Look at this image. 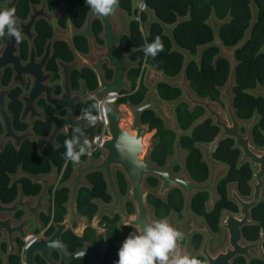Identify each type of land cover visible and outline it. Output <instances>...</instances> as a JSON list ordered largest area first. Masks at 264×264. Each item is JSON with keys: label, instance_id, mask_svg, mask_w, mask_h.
<instances>
[{"label": "trees", "instance_id": "16d2710c", "mask_svg": "<svg viewBox=\"0 0 264 264\" xmlns=\"http://www.w3.org/2000/svg\"><path fill=\"white\" fill-rule=\"evenodd\" d=\"M10 0H0V5H6ZM144 3L146 11L135 9V3ZM42 0H20L16 13L18 19L27 20L31 12V6H40ZM257 8V21L248 42L236 52V60L239 66L236 70V88L234 89V108L240 121L250 122L256 114L259 118L253 130L254 145L259 149H264V97L256 96L254 92L264 89V0H119L117 9L126 13L128 16L134 14L140 21L133 22L131 25V37L124 38L121 49L127 53L133 49L136 51L132 55V62L139 63L137 69H131L128 79L133 83L134 90L137 89L138 80L141 78L145 67L150 66L153 70L161 72L168 79H177L181 76L185 56L174 50L172 39L166 34V27H173V39L179 49L186 51L191 56V61L186 69L187 81L195 93L202 100H210L225 109L226 105L222 101V89H225L229 82L231 64L227 58H219L221 50L212 45L215 43L214 31L210 25L214 17L218 22L223 23L219 29V38L222 44L229 49L238 46L245 38L246 33L252 27L253 9L252 4ZM64 4L66 13L70 18L72 26L81 30L86 24V20L91 9L85 4V0H47L49 11ZM147 11H151L158 22L151 25L150 29L143 30L148 23L150 16ZM59 26L63 30H68V18L66 15L60 17ZM38 38L35 42L39 55L43 53L44 46L48 39L53 37V27L46 21H40L36 27ZM94 36L99 40L102 33V26L99 22L93 25ZM159 36L164 44V50L154 59L145 57L141 50L145 41L152 42ZM75 49L83 54L89 52L88 40L84 37H76L74 40ZM199 57L200 51H202ZM24 59L27 58L26 47L22 48ZM196 58V59H195ZM74 54L64 43L55 46L54 58L48 66V71L55 74V81L59 80L58 66L56 61L62 60L65 63L74 62ZM10 72L6 73L4 83L7 85ZM112 73L109 72L111 78ZM87 82L88 89L95 91L98 87L94 73L87 69L82 73L73 75L72 87L74 91L80 88L79 82ZM160 98L166 102H176L183 96L180 88L168 84H159L157 88ZM60 93V89H58ZM148 88L143 81L140 83L138 91L129 96L118 100V105L126 103L132 106H140L146 99ZM20 91L17 90L11 97L10 112L14 116V127L18 132H26L28 125L20 121V114L23 105L19 100ZM89 102L85 108L89 106ZM40 107L45 111L46 120L38 121L34 124L33 130L39 138H48L52 131V118L55 111L44 103ZM178 127L184 134H178L168 129L165 123L157 117L156 113L148 111L142 115L141 122L156 131L155 139L158 144L152 153V161L160 168L166 166L169 158L175 154V143L180 142L182 150L187 152L186 169L188 174L195 182L203 184L209 180L210 170L203 161V154L199 145H211L220 135L221 130L213 124L211 119L204 121L199 126H193L202 120L206 115L205 109L197 107L194 111L190 110L187 103H179L175 109ZM244 132L245 130L242 129ZM190 132V134H187ZM2 133V132H1ZM0 133V135H1ZM101 133V132H100ZM71 135H60L57 144L58 149L45 148L43 156L38 153V143L26 141L18 152L9 143L5 153L0 154V198L2 203L11 204L17 200L19 187H21L26 197L38 196L42 190L40 185L33 184L28 179H21L11 185V175H16L20 171L24 173L41 176L49 175L53 171L62 174V183L70 181L73 175V163L65 161L63 154L66 149L64 141L70 139ZM235 147L232 139H224L215 148L213 158L229 167L227 175L218 183V200L212 211L207 212L206 203L209 200L208 193L197 194L192 202V211L204 216L212 231H218V224L224 211L239 213L237 205L228 198V185L237 184L238 191L243 197H250L252 189L250 183L253 180L254 171L250 163L239 164L241 152ZM102 152L97 150L93 154L95 160H100ZM87 155L81 157V162H86ZM176 173L180 168L175 169ZM117 184L122 195H126L128 185L124 176L117 173ZM87 180L92 185V189H83L79 195L77 205L80 214L93 218L98 212V207L93 204V200H102L110 203L112 197L107 193V184L104 175L96 172L88 175ZM148 184L156 188L159 183L156 179H149ZM69 201V190L66 188L56 190L54 194V220L62 223L67 214L66 204ZM149 203L155 207L158 215L168 214L171 211L180 213L184 207L183 195L179 190H173L168 195L167 202L150 195ZM128 210L133 211V205L128 203ZM118 218L112 222V229L107 233L108 254L100 264H116L118 261L119 249L115 246L122 242L129 234L118 232L115 228ZM253 220L258 224L256 227L244 230L245 238L250 242H255L260 238V232L264 231V201L259 208L253 211ZM110 223L106 218L104 222ZM86 234L84 239H78L71 233H67L64 240L71 245L72 250L81 247L85 241H94ZM6 246H4V251ZM38 264H44L37 258ZM0 260V264H1ZM11 264H20L19 257H11ZM74 264H86L79 261ZM235 264H246L244 259H239ZM252 264H264L261 261H254Z\"/></svg>", "mask_w": 264, "mask_h": 264}, {"label": "water", "instance_id": "95a60500", "mask_svg": "<svg viewBox=\"0 0 264 264\" xmlns=\"http://www.w3.org/2000/svg\"><path fill=\"white\" fill-rule=\"evenodd\" d=\"M18 2L19 0H13L8 4L7 8H16ZM136 7L139 10L141 8L142 11H146L144 3L137 2ZM46 8L47 2L46 0H42L41 8H36L34 6L32 7L33 14L30 17V21L28 23L21 22L18 24L23 29V36H26L33 41L36 38L33 29L37 21L39 19H45L50 22L52 21V19H54L47 14ZM252 9V27L246 33L244 40L238 46L232 49L226 48L220 41L219 29L223 23L218 22L214 17L210 22L215 35V43L212 46L217 47L221 50V54L218 59L227 58L231 64V72L228 85L225 89H222L223 99L227 101L228 121H224L223 113L219 111L210 100H202L198 98L191 90V87L186 78V69L192 58L186 51L179 49L174 42L172 34L173 27H166L165 31L174 43V50L180 51L185 56V65L182 74L179 79H168L166 76H164L163 73L154 70L148 82V85L150 87H157L159 84H168L180 88L184 95L182 101L189 104L192 111L197 107H201L207 112L205 118L196 123L194 125V128L199 126L204 121L212 119L214 121V125L221 129V134L214 142L213 147H217L219 143L224 139H232L233 141H235V149L239 150L242 153V157L240 159L241 163L249 161L251 164H253V167L257 169L256 173L254 174L255 183L252 184L254 194L251 201L242 199L236 193L235 189H232V198L242 208L243 218L241 220H237L233 215L227 214L228 223L227 225H225V228L229 233V245L216 257H210L206 253L209 258L210 264H231L233 259L237 256H245L248 258V260H250V251H259V243L244 246L242 244L243 240L241 235V229L245 226L251 225V212L260 206L263 199L264 151H258L253 143V127L257 122L259 116L258 114L254 116V118L248 125L247 134L246 136H244L241 133V127L243 123L238 119L236 110L234 108V89L237 86L236 70L239 66V63L236 60V52L248 42L256 24L258 11L254 3L252 4ZM2 10L4 9L0 7V11ZM147 12L150 16V19L145 26L146 31L150 29L152 24L158 22L157 18L151 11ZM117 15L119 17V22L122 25V31L119 35L115 34V26L112 23L111 15L103 17L94 14L93 11H91V13L89 14L85 28L83 30L78 31L71 26L68 32L57 35V39H60L61 41L67 43L70 47L73 46L72 42L76 36H83L88 38L89 40H93L91 32L92 25L96 20H100L104 27L103 39L107 42L106 51L99 53L94 52V56L97 59L96 63H92L91 61L84 59V57H79L78 63L75 65H67L62 62L59 63V65L63 69L62 75L65 79L63 86L64 91L61 98H55L53 96L55 86L49 87L47 85L49 79L51 78V75H45L44 73V68L51 60L53 43H49L46 55L40 63H36V56L33 50L30 64L23 66L20 62V59L15 56L17 53L18 45L15 39L9 38L7 36L2 38V41L5 45V50L0 55V81L3 69L8 66H14V69L15 71H17V73L18 70L21 69V75H19L18 73V76L16 77L17 81L18 79L21 80L22 74L31 75L35 79V84L30 94L22 99L25 104L22 121L25 122L28 119L30 123H33L35 120H44L43 115L39 113L36 108V102L43 97H45L47 104L53 107L56 111L62 113L63 111L68 110L69 112L66 119L64 120H60L58 116H56L52 120L53 130L48 139L37 138L34 132L19 135L14 132L12 121L4 111L5 93L3 92L0 99V117L3 118L6 123L7 133L4 137V140H14L16 149L20 151L22 144L26 140L31 139L32 141H35L39 144V155L43 156V150L47 147L58 149L56 139L60 134H67L69 129L75 130L76 133V128L79 126L85 133L84 137H82L81 139V142H83V139H88L90 142L96 141L92 143V147L88 150L92 151L94 146H96L99 141L97 132L100 128V125L103 121L105 122L107 126L108 138L104 139L100 146L101 150L104 153L103 160L100 163H94L91 159H89L87 165L84 167H81L80 163L73 162L76 175H74L71 182L66 185L67 188L72 189L69 205L71 218L80 221L81 224H83V221L76 214V200L80 188L88 186L85 183L84 178L90 173L103 172L106 178V182L109 185L110 193L115 198L114 205L110 209H105L102 207L97 220H99L103 214L111 215L115 209L120 207V196L118 195L115 186V168H119L126 175L127 181L129 182L131 187V199L132 201H134L138 208L139 218L136 221L131 222V224L134 226H136L137 224L144 226L145 224L150 223V210L146 206L145 201L146 195L149 192V190L146 188L145 182L149 177L157 178L162 183V187L160 189V195L162 197H165L166 193L174 188H179L184 193L187 200H190L197 193L209 192L211 194L210 206H212L216 199L215 184L217 182L218 175L224 170V167L216 165L209 157L208 152L204 148H202V152L205 157V162L208 164L211 170L210 181L204 185H200L194 182L189 177V175L185 173L180 176H173V168L182 163L183 156L185 155V152L181 149L179 142H177L175 146L176 157L168 162L166 168L160 170L156 165L150 164L152 146L148 141L145 140V136L149 132V128L142 125V115L148 111L155 112L157 116L161 120H163L167 127L179 132L176 118L168 114L166 105H159L155 103V100L158 99V95L154 94L152 96H148L146 98V101L138 107H134L129 104L123 111L118 109L117 98L122 97L123 92L131 91L130 83H128L126 80L127 72L129 69L136 68L138 66L137 63L133 64L130 61L132 55L136 50H132L129 53L124 54L120 51L119 44L122 42L125 36L130 37V24L139 21V18L135 14L131 18H129L124 12L120 10L117 11ZM202 52L203 50L200 51L199 57L201 56ZM105 60L109 63V67L114 70V79L111 82H107L104 79V75L100 70L101 62ZM86 66L91 67L96 73L99 83V89L96 93L90 94L86 89V85L82 84V92L80 94L72 95V91L70 88V73L73 71L82 70ZM35 68L36 72L33 71ZM109 93H115L116 96L114 104L111 105L112 112L106 119L99 121L95 126H87L86 121L75 119V115L77 113V104L81 102H87L91 100L90 98L92 97L103 99L107 97ZM254 94L256 96L264 97V89L260 88ZM127 120L129 121V129H126L123 125V122ZM122 131H128L137 135L138 137L143 138V148L138 154L142 167L137 168L129 159L121 157V155L117 152L115 144ZM0 150L3 151L2 142H0ZM23 178L29 179L35 184L43 186L42 194L38 197L36 205H33L31 199L25 200L23 191L20 189L19 199L13 206L5 207L0 201V214H13L19 209H25L28 211V214H30L35 218V220H37L39 211L43 209L45 210L43 200L47 197L49 186L56 181V176L52 178H39L29 174L20 173L19 175L12 177V180L15 181ZM0 222L3 226L0 228V231L5 232L7 241L10 245L11 254L18 255V249L14 242L15 236H19L26 243L30 242V245L28 246L25 254V264H34L35 254L43 253L44 256L49 258V252L54 248H58L63 253V264H67L68 261L79 258L88 259L90 261V264H96L94 253L100 249L105 252L104 240L100 238L99 244L94 248H88L87 252H84V256L80 255L83 252H79L78 255L70 257L67 254V249L62 247L58 241L60 233L64 228L60 227L58 233L54 236V238L50 242H45L44 240L35 238V233H32L30 235L25 233L24 226L27 224L26 220L15 226H11V219L3 221L0 218ZM2 243L3 242L1 241L0 248L2 246ZM0 257H2L1 250ZM3 264H8V260H5Z\"/></svg>", "mask_w": 264, "mask_h": 264}, {"label": "flooded vegetation", "instance_id": "af4514ba", "mask_svg": "<svg viewBox=\"0 0 264 264\" xmlns=\"http://www.w3.org/2000/svg\"><path fill=\"white\" fill-rule=\"evenodd\" d=\"M13 0H10L6 5L2 6L0 5V7L2 9H6L8 7V4L11 3ZM20 2V0H19ZM18 2V4H19ZM47 2V0H46ZM17 4V6H18ZM64 6V4H62ZM62 5H60L59 7L55 8L53 11H49L48 9V6L46 8V12L49 16L53 17L54 19H52V21H47L45 19H39L33 29V32L34 34L36 35V38L32 41L30 40L28 37L26 36H23L22 37V41L20 43H18L17 45V53H16V57L20 59V62L23 66H26L28 64H30L31 62V56H32V52L34 50L35 52V56H36V63H40L43 58L45 57L46 55V52H47V48H48V45L50 42L53 43L52 45V53H51V60L50 62L47 64V66L44 68V73L45 75H51V78L49 79L47 85L49 87H53L55 86V89L53 91V96L55 98H61L62 94H63V86H64V76L62 75V71L63 69L61 68V66L59 65L60 62L62 63H65L64 61L62 60H57L56 63H57V66H58V75H59V80L55 81V74L53 72H49L48 71V66L49 64L51 63V61L53 60L54 58V53H55V46L56 44L58 43H64L68 46V48L73 52L74 54V62L72 63H65L67 65H75L78 63V58L79 57H84V59L86 60H89L91 61L92 63H96L97 62V59L95 58L94 56V52H104L106 51V47H107V42L106 40L103 39V35H104V27H103V24L100 20H96L94 22V24L96 22H99L102 26V33L100 34L99 36V40H101L103 43H100L98 41V39L94 36V33H93V25H92V28H91V32H92V37H93V40H89L88 38H86L88 40V43H89V52L87 54H83V53H80L78 52L75 47H74V40L76 37H79V36H76L74 39H73V46L70 47L67 43L61 41L60 39H57V35L59 34H63L65 32H68L70 30V27L72 26L71 24V21H70V18L68 17L67 13H66V9H65V6L63 9H59L57 10L58 8H60ZM136 5V4H135ZM17 6L15 9H17ZM36 7V8H41L42 6V3L40 6H35V5H32L31 6V12L28 16V19L27 20H20L18 19V16H17V13H16V18H17V22L18 24L23 22V23H28L30 21V17L31 15L33 14V10H32V7ZM143 9V8H142ZM57 10V11H56ZM119 9H116L115 10V13L111 14V20H112V23L114 24L115 26V34L116 35H119L122 31V25L120 24L119 22V17L117 15V11ZM92 11V10H91ZM91 11L89 12V14L91 13ZM56 12V13H54ZM52 13H54L52 15ZM89 14H88V17H89ZM115 14V15H114ZM126 14V13H125ZM63 15H66L67 18H68V30H63L61 29V27L59 26L58 24V21L60 19V17H62ZM127 15V14H126ZM112 16H115L116 19L113 20L112 19ZM88 17H87V20H88ZM127 17L131 18L132 16H128ZM86 20V22H87ZM40 21H46L47 23H49L52 27H53V37L48 39L45 46H44V50H43V53L41 55H39L38 53V49L36 47V40L38 38V33L36 32V27L38 25V23ZM140 21V19H139ZM54 22H56V27L54 26ZM86 25V24H85ZM131 25L132 23L130 24V28H129V32H130V37H131ZM73 27V26H72ZM85 28V26H84ZM84 28H82L81 30H83ZM77 30V29H76ZM81 30H78V31H81ZM80 37H83V36H80ZM127 36H125L124 38H126ZM123 38V40H124ZM122 40V42H123ZM122 42L119 44V49L122 53L124 54H127L125 52L122 51L121 49V44ZM23 45L26 47V51H27V58L24 59L23 57V52H22V48H23ZM5 50V45L2 41V38H0V55L4 52ZM135 50V49H133ZM132 51V50H131ZM132 58V57H131ZM130 61L132 62V60L130 59ZM133 64H136L137 62H132ZM138 66L136 68H132V69H137L139 67V63H137ZM91 70L94 75L96 76V79H97V83H98V78H97V75L96 73L93 71V69L89 66H86L84 67L82 70H77V71H73L71 72L70 74V88H71V91H72V95H76V94H80L82 92V84H85L86 85V89L87 91L90 93V94H94L98 91L99 89V83H98V87L95 91H90L88 89V86H87V82L85 81H80L79 82V85H80V88L78 91H74L73 87H72V82H73V75L76 74V73H82L84 70ZM100 70L102 72V74L104 75V79L107 81V82H111L113 79H114V70L112 68L109 67V63L105 60V61H102L101 62V65H100ZM131 69L128 70L127 72V76H126V80L128 83H130V87H131V91L130 92H123L122 94V97H119L117 98V106H118V109L121 110V108H123L121 111L125 110V108H127V106L130 104L129 102L124 104V105H118V100L120 98H123V97H129L133 94H135L138 89H139V86H140V83L143 81V83L145 84V86L148 88V94L146 96V98L148 96H152L154 94H157L158 95V99L155 100V103L159 104L158 103V100H161L165 103H172V102H166L164 100H162L158 94V91H157V87H154L156 89V93L154 94H149V85H147L145 83V80H144V77H145V69H143L142 71V75H141V78L138 80V86H137V89L134 90L133 88V83L128 79V73ZM36 72V68L33 70ZM7 72H10V75L8 77V84L5 85L4 83V80H5V76H6V73ZM109 72L112 73V76L111 78L109 77ZM18 73L19 75H21V69L18 70ZM18 73L17 71H15L14 69V66H8V67H5L3 69V73H2V76H1V81H0V99H1V96H2V93L4 92L5 95H4V111L5 113L8 115V117L11 119L12 121V127H13V130L15 133L19 134V135H23L25 133H30V132H34L33 130V126L36 122L38 121H45L46 120V115H45V111L40 107L41 103H44L46 106H48L49 108L53 109L55 111V115L54 117L52 118V120L58 116L60 120H64L66 119L67 115H68V110H65L63 111L62 113L56 111L53 107L49 106L46 102V99L45 97L39 99L37 102H36V108H37V111L39 113H41L44 117V120H35L33 123H30V121L27 119L25 122L22 121V115H23V112H24V109H25V104L23 102V98L24 97H27L32 88L34 87V84H35V79L31 76V75H27V74H22V78L21 80L18 79V81L16 80V77L18 76ZM21 81V82H19ZM19 82V83H18ZM149 82V81H148ZM58 89H60V93H58ZM17 90L20 91V96H19V100L20 102L22 103L23 105V109H22V112L20 114V121L23 123V124H26L28 125V130L26 132H18L15 127H14V116L11 114L10 112V105H11V97L13 95L14 92H16ZM192 90V89H191ZM195 94V93H194ZM184 95L182 96V98L175 103V109L177 107V105L179 103H185L182 101ZM222 101L224 102L225 100L223 99V95H222ZM146 101V99H145ZM144 101V102H145ZM89 102H92L91 100L87 101V102H81L79 104L76 105L77 107V113L75 115V119L76 120H80V117L82 116L83 114V111L85 109V106L89 103ZM143 102V103H144ZM227 102V101H226ZM142 103V104H143ZM225 103V102H224ZM141 104V105H142ZM213 105H215L217 107V109L219 111H221L223 113V119L224 121H228V115H227V106L225 107V114H224V109H221L218 105L212 103ZM132 105V104H131ZM160 105V104H159ZM165 105V104H163ZM189 105V104H188ZM123 106V107H122ZM190 106V105H189ZM138 107V106H137ZM167 108V106H166ZM175 109H174V113H175ZM196 109V108H195ZM194 109V110H195ZM190 110H191V106H190ZM193 110V111H194ZM192 111V110H191ZM206 111V110H205ZM168 112V110H167ZM155 113V112H154ZM169 114V113H168ZM157 115V114H156ZM206 115H207V112H206ZM205 115V116H206ZM225 115L227 117V119L225 118ZM204 116V118H205ZM158 117V116H157ZM176 118V115L174 116ZM142 118V117H141ZM159 118V117H158ZM203 118V119H204ZM239 119V118H238ZM209 120V119H208ZM212 120V119H211ZM163 121V120H162ZM201 121V120H200ZM199 121V122H200ZM213 121V120H212ZM252 121V120H251ZM250 121V122H251ZM177 122V120H176ZM250 122H244L242 121L243 125L241 127V133L242 135L246 136L247 134V129H248V125L250 124ZM142 123V122H141ZM198 123V122H197ZM257 123V122H256ZM255 123V125H256ZM87 126H90L88 123H86ZM213 124H214V121H213ZM106 125V124H105ZM143 125V124H142ZM254 125V126H255ZM143 126H146V125H143ZM166 126V124H165ZM178 126V124H177ZM148 127V126H146ZM167 127V126H166ZM217 127V126H216ZM106 129V132H107V126L104 127V124L102 123L100 125V128L97 132V136L99 138V141H98V144L96 146H94V148L92 149V151L96 148V147H99V149L97 150H100L102 152V157L101 159L103 160L104 158V153L103 151L101 150V144H102V141L104 139H107L108 138V133H107V137L100 140V137H99V134L100 132L103 131V129ZM125 128L126 129H129V126L126 127L125 125ZM149 128V127H148ZM168 129L172 130L171 128L167 127ZM179 128V127H178ZM194 129V126L191 130ZM220 129V128H219ZM242 129H244L245 131L243 132ZM52 130H53V122H52ZM221 130V129H220ZM253 130H254V127H253ZM174 131V130H173ZM2 132V133H1ZM155 133L156 135V131H151L150 128H149V132L146 134V136L148 134H151V133ZM178 134H184L183 132L180 131L179 129V132L177 131H174ZM0 142H2V148H3V151L0 150V154H3L5 153L6 151V148L8 146V144L10 143L15 150L16 147H15V142L14 140L12 139H6L4 140V137L6 136V123H5V120L3 118L0 117ZM35 133V132H34ZM52 133V131H51ZM75 133V130L73 129H69L67 134H60V135H71L73 136ZM36 134V133H35ZM187 134H190V132H187ZM221 134V133H220ZM51 135V134H50ZM59 135V136H60ZM155 135L153 136V138L155 137ZM37 136V135H36ZM59 136L57 137L56 139V144H57V140L59 138ZM145 136V137H146ZM50 137V136H49ZM48 137V138H49ZM219 137V136H218ZM217 137V138H218ZM37 138H39L37 136ZM48 138H41V139H48ZM155 139V138H154ZM156 140V139H155ZM26 141H32L31 139H28ZM25 141V142H26ZM158 141V140H157ZM216 141V140H215ZM24 142V143H25ZM32 142H35V141H32ZM179 142V141H177ZM176 142V143H177ZM235 142V141H234ZM23 143V144H24ZM150 143V142H149ZM176 143H175V146H176ZM180 143V142H179ZM253 143H254V140H253ZM22 144V145H23ZM158 144V142H157ZM156 144V145H157ZM214 144V143H213ZM213 144H211V146L213 147ZM99 145V146H98ZM154 145L152 147V153H153V150L155 148ZM58 146V144H57ZM152 146V145H151ZM202 146H206V145H199L201 151H202ZM255 146V145H254ZM181 147V146H180ZM22 148V146H21ZM51 148V147H50ZM59 148V147H58ZM216 147H213V152L215 150ZM235 148V147H234ZM255 148L259 151L261 150V152L264 151V149H259L255 146ZM53 149V148H52ZM182 149V148H181ZM45 150V149H44ZM44 150H43V153H44ZM57 150V149H55ZM96 150V151H97ZM18 151V150H17ZM21 151V150H20ZM18 151V152H20ZM92 151H88L86 153L88 159L86 162H81L79 161L78 163H80V166L81 167H84L87 165L89 159H91L94 163H100L102 160H95L93 158V154L94 153H91L90 156H88V154ZM184 151V150H183ZM185 152V151H184ZM213 152L211 153V155H209V157L212 159V161L218 165V166H222L224 167V170L218 175V179H217V182L215 184V192H216V199L214 201V203L212 204V206H210V202H211V194L209 192H200V193H208L209 195V200L208 202L206 203V210L207 212H210L213 210L215 204H216V201L218 200V192H217V186H218V183L227 175L228 173V170H229V167L224 164V163H220V162H217L214 158H213ZM38 153H39V144H38ZM152 153L150 155V164L151 165H156L158 169L162 170L164 168H166V166L168 165V162L172 159H174L176 157V151H175V154L174 156H172L171 158L168 159L167 161V164L165 167L163 168H160L157 164L153 163L152 161ZM203 154V152H202ZM186 156H187V152H185V155L183 156V161L180 165H177L173 168V176H180L182 174H188V171L186 169ZM241 157H242V153H241ZM240 157V159H241ZM203 161L205 162V157H204V154H203ZM100 161V162H98ZM73 163V162H72ZM81 163H86V165H81ZM206 163V162H205ZM244 163H250L249 161H245L243 163H241V161L239 160V164H244ZM207 164V163H206ZM251 164V163H250ZM208 165V164H207ZM180 168V172L179 173H176L175 172V169L176 168ZM209 167V166H208ZM251 167L254 171V174L256 173L257 169H255L253 167V164H251ZM73 170H74V166H73ZM209 170H210V167H209ZM55 172V175L51 176L52 173ZM20 173H24L23 171H20L18 174L16 175H11L10 178H11V185L15 184L17 181L21 180H15L13 181L12 180V177L14 176H17L19 175ZM51 174L49 175H41V176H36V177H49V178H52L54 176H56V181L51 184L48 188V191H47V197L43 200V205L45 207V210H41L39 211L38 213V219L35 220V218L33 216H31L30 214H28V211L25 210V209H19L17 210L15 213L13 214H8V213H4V214H0V218L5 221L7 219H11V226H15L17 224H20L22 223L23 221H27V224L24 226V230H25V233L30 235L32 233H35V238L37 239H40V240H44L45 242H50L54 236L58 233L59 231V228L62 227L64 228L62 230V232L60 233V236H59V243L62 247L66 248L67 249V254L68 256L70 257H73L75 255H78L79 252H87L88 248H94L96 247L99 242H100V238H102L104 240V244H105V252H103L101 249L100 250H97L95 253H94V257H95V260H96V264H100L104 259L105 257L107 256L108 254V242H107V233L109 230L112 229V222H114L117 218V222H116V225H115V228L118 230V232H121V233H126L127 230H130V233L133 232L134 230H136V226L132 225L131 222H134L136 221L138 218H139V213H138V208L136 206V204L134 203V201H132L131 199V187H130V184L129 182L127 181V178H126V175L119 169V168H115L114 169V177H115V186H116V190H117V193L118 195L120 196V207L115 209L113 211V213L111 215L109 214H103L99 220H97L98 216H99V213L101 212L102 210V207L105 208V209H110L113 205H114V202H115V198L114 196L110 193V188H109V185L108 183L106 182V178H105V175L103 172H100L104 175V178H105V182L107 184V193L112 197V201L110 203H105L104 201L102 200H93V204L96 205L98 207V212L96 213V215L93 217V218H90L88 216H84L82 214H80L79 210H78V205H77V201H78V198H79V195L81 193V191L83 189H92V185L89 183V181L87 180V177L88 175L90 174H93V173H96V172H93V173H90L88 175L85 176L84 178V181L85 183L88 185L87 187H81L80 190H79V193H78V197H77V200H76V214L77 216L83 221V224H81L80 221L78 220H75V219H72L71 218V213H70V210H69V205H70V199H71V194H72V189L70 188H67L66 185L68 183L71 182L72 178L74 177V175H76V172L74 170L73 172V175L70 179V181L66 182V183H62L61 180H62V174L59 175L57 173V171H53ZM117 173H121L124 178H125V181L127 182V185H128V191L126 193V195H122L119 188H118V184H117ZM27 174V173H25ZM254 174H253V180L252 182L250 183V186H251V189H252V194L250 197H243L239 191H238V185L237 184H229L227 189H228V198L230 201L234 202L237 207L239 208V213H232L230 211H224L222 213V217L220 219V222L218 224V231H212L208 225V222L206 220V218L204 216H199L197 214H195L193 211H192V202H193V199L194 197L199 194H195L190 200H187L186 199V196L184 195V193L179 189V188H174L172 190H170L168 193H166L165 197H162L160 195V189L162 187V183L157 179V178H154V177H149L146 179V182H145V185H146V188L149 190L148 194L146 195V198H145V201H146V206L148 207V209L150 210V213H149V221L150 223L154 221V218L156 219H169L171 218L173 215H176L178 217H181L183 215V213L185 211H187V214H188V223H187V237L185 238L184 236V239L182 241H178L177 244H178V248L177 250L183 254V255H189L190 257H196L197 259H200L203 264H210V261H209V258L207 256V254L210 256V257H216L220 252L224 251L226 249V247L229 245V233H228V230L225 228V225H227L228 223V217H227V214H231L234 216L235 219L237 220H241L243 218V214H242V208L240 207V205L232 198V195H233V191L232 189H235L236 193L244 200H247V201H251L253 199V194H254V189L252 187V184L255 183L254 181ZM30 175V174H29ZM33 176V175H32ZM190 177V175H189ZM210 177H211V170H210ZM210 177H209V180L203 184H200V185H204L206 183H208L210 181ZM191 178V177H190ZM24 179V178H23ZM149 179H156L159 183V185L154 188V187H151L149 184H148V180ZM192 179V178H191ZM29 180V179H28ZM31 181V180H30ZM194 181V180H193ZM33 184H35L33 181H31ZM195 182V181H194ZM197 183V182H196ZM199 184V183H198ZM38 185V184H36ZM41 186V185H40ZM42 190L40 192V194L38 196H35V197H26L24 195V199L25 200H29L31 199L32 202H33V205H36L37 203V199L38 197L42 194V191H43V186H41ZM63 188H66L69 190V201L68 203L66 204V210H67V214L66 216L64 217L63 219V222L62 223H56L55 220H54V194H55V191L56 190H60V189H63ZM21 187H19V191H20ZM22 190V189H21ZM173 190H179L182 195H183V199H184V207H183V210L180 212V213H177L175 211H171L170 213L168 214H161V215H158L156 213V209L154 206H152L149 201H148V197L150 195H153L154 197L162 200L163 202H167L168 200V195L173 191ZM24 194V193H23ZM124 197H128L127 198V201H126V204H124V201H123V198ZM19 199V195H18V198L16 201H14L13 203L11 204H4L2 203L5 207H11L13 206ZM0 201H1V198H0ZM264 201V188H263V199H262V202ZM2 202V201H1ZM261 202V204H262ZM128 203H131L133 205V212L130 213L129 210H128ZM260 204V205H261ZM260 207V206H259ZM258 207V208H259ZM186 209V210H185ZM257 209V208H256ZM255 210V209H254ZM253 210V211H254ZM122 211L125 213V217H122L121 216V213ZM253 211L251 212V218H250V223L251 225H248V226H245L241 229V235H242V244L244 246H247V245H253V244H257L259 243V251H256V250H251L250 251V256H251V259L248 260L247 257L245 256H237L236 258L233 259V261L231 262V264H235L236 261H238L239 259H244L246 264H252L254 261H261V262H264V231L260 232V238L255 241V242H250L248 241L245 236H244V230L246 228H250V227H256L258 224L253 220ZM108 219L110 221V223H108L106 221V223L104 222L105 219ZM169 223L172 227H174L175 229L178 230V228L174 225V223L170 222L169 220ZM70 224H73L72 226H70ZM3 227L2 226V223L0 222V228ZM98 230H100L101 232H99ZM91 232H93V237H94V241H85L83 243V245L81 247H78L76 248L75 250H72V247L71 245L67 244L64 240V237L66 236L67 233H71L74 237L78 238V239H84L86 237V234H88L89 236L92 237V234ZM127 238V237H126ZM125 238V239H126ZM124 239V240H125ZM119 242L117 243L115 246L120 249V247L122 246L123 242ZM3 242L2 243V246L0 248L1 252H2V257H0V260H1V264H3V262L5 260H8V264H11L10 263V258L11 257H19L20 258V264H25V254H26V250L28 248V246L30 245V242L26 243L25 241H23L19 236H15V245L18 249V255H13L10 253V245L7 241V238H6V235H5V232L4 231H0V242ZM188 242V245L191 247V249L196 253L195 256H192V253L191 251L189 250H185L183 248H181L180 244H183L185 245L186 243ZM4 246H6V250L4 251ZM207 253V254H206ZM49 258L44 256L43 253H39V254H35L34 256V264H38L37 262V258L39 257L40 260H42L44 262V264H63V260H64V255L63 253L58 249V248H54L52 249L50 252H49ZM79 261H85L86 264H90V261L88 259H84V258H79V259H74V260H70L68 261L67 264H74L76 262H79Z\"/></svg>", "mask_w": 264, "mask_h": 264}, {"label": "clouds", "instance_id": "9594fccd", "mask_svg": "<svg viewBox=\"0 0 264 264\" xmlns=\"http://www.w3.org/2000/svg\"><path fill=\"white\" fill-rule=\"evenodd\" d=\"M85 4L94 14L107 17L115 12L119 0H85ZM14 38L17 43L22 41L23 29L18 25L16 9L6 8L0 11V38ZM145 57L153 59L164 50L163 41L156 36L152 42L145 41L141 49ZM115 93H109L107 97L100 99L92 97L91 103L84 109L81 120L90 126H95L104 120L112 112L111 105L115 101ZM85 133L81 127L76 128V133L70 139L64 141L65 161L78 163L82 156L86 155L92 147V143L83 139ZM98 139V138H97ZM143 138L122 131L117 138L115 148L123 158L129 159L137 168L142 167L139 153L143 148ZM184 239V234L172 227L167 219L154 220L144 226L136 225V230L131 232L124 240L118 251L116 264H203L200 259L181 254L178 241ZM84 252L80 255L84 256Z\"/></svg>", "mask_w": 264, "mask_h": 264}, {"label": "rangeland", "instance_id": "374dc122", "mask_svg": "<svg viewBox=\"0 0 264 264\" xmlns=\"http://www.w3.org/2000/svg\"><path fill=\"white\" fill-rule=\"evenodd\" d=\"M137 3V2H136ZM135 3V4H136ZM64 8V6L62 5L60 8H58L57 10H59V9H63ZM135 9H138L137 7H136V5H135ZM56 10V11H57ZM140 11H142L141 10V8H140ZM54 13H56V12H54ZM54 13H52V15L54 14ZM115 13V12H114ZM115 15V14H114ZM112 19L113 20H115L116 19V17L115 16H112ZM54 24V26L56 27V22H54L53 23ZM146 26V25H145ZM145 26H144V28H143V30L145 29L146 30V28H145ZM196 59V58H195ZM154 72V70L150 67V66H146L145 67V77H144V80H145V83L148 85V81H149V79H150V77L152 76V73ZM180 78V77H179ZM179 78H177V79H179ZM257 91V90H256ZM255 91V92H256ZM254 92V93H255ZM154 93H156V89L154 88V87H149V94H154ZM225 102V105L227 106V102L226 101H224ZM158 103L160 104V105H163V104H165L166 106H167V110H168V113L170 114V115H172V116H175V113H174V109H175V103L174 102H172V103H165V102H163V101H161V100H158ZM123 107V106H122ZM123 108H121V110H122ZM225 109H224V114H225ZM225 118L227 119V117H226V115H225ZM124 122H126V127H128L129 126V121L127 120V121H124ZM124 122H123V125H124ZM155 135V133L153 132V133H151V134H148L146 137H145V140L146 141H148V142H150V144L152 145V147L154 146V145H156L157 144V140H155L154 138H153V136ZM99 137H100V140H102V139H104V138H106L107 137V132H106V129L104 128L103 129V131L99 134ZM99 146V145H98ZM201 148H204L208 153H209V155H211V153L213 152V147L211 146V145H206V146H202ZM97 149H99V147H96L92 152H90L89 154H88V156H90V154L91 153H94ZM259 151H261V150H259ZM104 156V155H103ZM102 160V159H101ZM95 162V161H94ZM98 162H100V161H98ZM81 165H86V163H81ZM53 175H55V172L54 173H52V175L51 176H53ZM127 198L128 197H124L123 198V201H124V204H126V201H127ZM186 210V209H185ZM121 216L122 217H125L126 215H125V213L122 211V213H121ZM154 220H158V219H156V218H154ZM168 221L170 220V222H172V223H174V225L178 228V230L180 231V232H182L183 234H184V236H185V238L187 237L186 235H187V223H188V214H187V211H185L184 213H183V215L181 216V217H178V216H176V215H173L171 218H169V219H167ZM73 224H70V226H72ZM99 232H101L100 230H98ZM180 246H181V248H183V249H185V250H190L191 251V253H192V256H195L196 255V253L191 249V247L188 245V242L185 244V245H183V244H180Z\"/></svg>", "mask_w": 264, "mask_h": 264}, {"label": "built area", "instance_id": "2783aa9c", "mask_svg": "<svg viewBox=\"0 0 264 264\" xmlns=\"http://www.w3.org/2000/svg\"><path fill=\"white\" fill-rule=\"evenodd\" d=\"M102 123L104 124V127H106L105 122L103 121Z\"/></svg>", "mask_w": 264, "mask_h": 264}, {"label": "bare ground", "instance_id": "6f19581e", "mask_svg": "<svg viewBox=\"0 0 264 264\" xmlns=\"http://www.w3.org/2000/svg\"><path fill=\"white\" fill-rule=\"evenodd\" d=\"M142 8H143V6H142ZM125 125H126V122H124V127H125Z\"/></svg>", "mask_w": 264, "mask_h": 264}]
</instances>
